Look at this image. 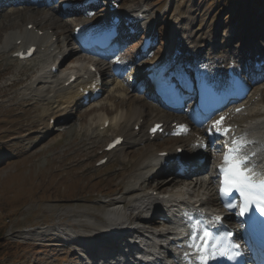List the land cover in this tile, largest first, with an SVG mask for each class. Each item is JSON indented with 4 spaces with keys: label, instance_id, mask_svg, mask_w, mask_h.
<instances>
[{
    "label": "rangeland",
    "instance_id": "374dc122",
    "mask_svg": "<svg viewBox=\"0 0 264 264\" xmlns=\"http://www.w3.org/2000/svg\"><path fill=\"white\" fill-rule=\"evenodd\" d=\"M42 3H49L42 8L46 17L34 16V19L45 33L51 30L50 21H55V31L59 33V38L53 36L52 40L63 39L71 30L70 17H49L53 11L58 13L59 0H43ZM120 5L122 11L134 6L136 10L138 7L142 10L147 8L152 15L149 19H157L152 27L160 28L162 32L168 31L170 18L188 16L190 21L186 22H191L190 29L199 38L193 39L200 40L202 49H205L206 42H210V39L218 45L220 42L227 43L229 38L235 46H250L257 40H261V45H264V0H121ZM12 10L19 8H9L2 13L7 15ZM34 10H28L27 14ZM13 17L14 15H9V18L17 20ZM32 19L25 18L17 25L14 20L13 27L0 29V264H68L73 253L70 251L73 248H69L68 244L74 242L72 240L76 237L68 238L65 232H73L70 229L73 219H85L81 214L83 210L99 212L103 203H109L112 198L122 194L124 181L132 167L131 162L121 164V159L122 154L130 148L129 145H123L124 150L121 147L107 154V161L103 166L95 165L104 142L111 135L119 133L113 129L102 132L98 130L97 124H91L92 120L98 119L99 111L100 114L105 112L110 116L122 108L123 101L113 92L117 80L109 77H105L103 81L98 101L100 106L97 102L93 105L98 104L100 108L97 106L94 109L79 110L74 106L69 113L70 119L68 118L72 120L69 125L71 130L64 128V131L60 127L57 129L62 124V119L55 120V123L49 121V132L44 134L46 138L36 144L41 140L45 130L42 127L46 125V119L55 105L46 104L49 110L43 116L44 105L35 103V99L25 98V81L9 85L13 80H25L27 73L19 74L20 68L33 71L38 65L35 57L25 64L10 57L16 40L22 41L19 46L26 45L31 39L38 45V39L42 37H30V29L26 27L27 24H32L29 23ZM47 19L49 22L45 21ZM6 20L7 18L3 19V23ZM46 38L47 36L43 39ZM132 51L135 50L132 48ZM83 65H86L83 58L68 62L63 68L60 67L61 73L69 67L82 68ZM131 72L134 74L130 71L118 78L126 88L125 101L129 103L133 100L134 105H147L151 111L154 108L150 104V98H147L148 93L138 95L140 87L134 85ZM259 89L261 91L253 99L258 96L264 99V84ZM89 126H94L93 131L100 132L91 133ZM68 142L71 146L66 144ZM168 142H174V139ZM207 165L205 172L209 173L210 167ZM211 193L214 197L213 191ZM103 196L112 198L106 201L102 200Z\"/></svg>",
    "mask_w": 264,
    "mask_h": 264
},
{
    "label": "bare ground",
    "instance_id": "6f19581e",
    "mask_svg": "<svg viewBox=\"0 0 264 264\" xmlns=\"http://www.w3.org/2000/svg\"><path fill=\"white\" fill-rule=\"evenodd\" d=\"M28 10L30 9H25L24 7V9L12 10L9 14L7 13V15L5 13H0V29L9 28L10 26L13 27L14 20L16 19L9 18V15H14L13 18H17L16 25L21 24L25 18L32 19L33 17V21H30V23H32L33 26L35 25L36 28L38 27L37 29H43L39 26V22L34 19V16L45 18L46 15L42 12L44 10L35 9L32 13L27 14ZM125 13L128 14L127 17L130 16L132 22L135 23L144 21L149 15L146 10L141 11L140 9L136 10L134 8L128 9ZM51 16L54 19L55 17H58L59 14L53 11L52 15L49 17ZM98 17H95L94 19L98 20ZM6 18V23H3V19ZM48 19L45 21L49 22ZM187 21H189V18ZM78 24L79 23H75L73 26ZM190 24V22H186L185 16L174 17L170 20L172 30H170L171 32L168 41L171 44L165 47L164 55L161 57V59H165L162 66H170L176 63L183 64L184 58H188L195 64L205 66L208 69V72L216 77L218 75L223 76L225 68L232 63H236L237 65L241 64L238 69L245 70L249 60L246 56H243V52L245 51L241 45L235 46L229 41V38L227 43L220 42V45L224 46L223 48L218 46V44L207 42L209 43V48L207 51H203L201 43H199L200 41L198 39H193L194 33L190 29ZM49 25L50 29L52 31L54 30V32H52L51 36H47L45 43L43 44V50H40V46H42L40 45L37 47L38 51L35 52L37 54L36 57L39 60V68L35 67L37 69L33 71L20 68L18 71L19 74L27 73L26 77L24 76L25 80L12 82V84L26 82L24 84L25 98L35 99V103H41L44 105V110L42 112L43 116L46 115L49 110V108L46 107V103L43 102L44 100L56 104L57 110L53 111L52 114L50 113L51 115L46 119V125L42 127L45 131L48 130V121L51 118L55 120L59 118H67L68 112L71 111L72 107L78 102V98L80 97L77 88L80 85L85 86L86 84H89L92 79V77L89 80L84 79L85 76L88 75L84 66L83 70L68 71L65 75H63V73L55 75L50 72V67L52 65L57 66L59 64L61 66L63 64L62 66H65L67 61H70L69 63H71V61L75 62L77 57L72 56L69 58V53L73 52V47L71 46L72 35L66 33L61 41L56 40L53 42L54 39L53 41H50L54 34L59 35V33L55 31V21H50ZM178 50H180L181 54L175 56L176 58L174 60H171V56ZM247 52L252 55L250 63H253L254 61L259 62L264 57V49H260L258 46ZM66 53L68 54L65 55ZM256 54H259L258 58H256ZM165 56L168 57L165 58ZM151 69H154L152 65ZM71 73L77 75V77L71 84L65 86L64 82L69 79ZM133 73H135L136 76L137 73L135 71H133ZM60 79L61 81L59 84ZM258 91L259 89L243 102L234 106L238 107L244 105L245 107L242 110L238 112H234L233 108L224 110L223 113L226 115V118L223 122L224 124L235 125L237 133L241 135L242 140L247 144L248 150L254 154L253 162L256 165V170L261 172L264 171V163H261V161L264 160V99L256 97L257 100L251 102V99L257 95ZM113 92L116 93L115 95L119 97L120 101H123L121 103L122 108L120 110L118 108L119 111L115 112V114L110 117L105 112L102 114L99 113L100 111L98 113L96 112L99 114L98 119L95 121L92 120L91 124L95 123L98 127L103 125L104 121L109 120L108 127L114 126L115 130H119V135H122L124 138L121 145H130V150L123 151L124 153L122 154L121 164H123V162H131L132 170L124 181L123 192L119 197L112 198V201H109V203L107 202L108 204L103 203L101 207L102 210L99 212H87L86 210H83L81 214L85 219H73V222L70 225V229L73 232H65V235L68 238L76 237L77 239L82 240V244L86 243L92 245L91 247H93V249L99 247V249L102 248L103 250L106 248L105 246L107 243L110 242V238L113 239V236H123L133 233L136 234L137 238L133 240L134 243L140 242L141 240L138 238L143 237L145 242L144 248L149 252L148 255L152 254V256L160 258L162 250H172L173 241L179 242V238L183 235V229L176 211L189 204L194 205L196 203L199 204V208L208 210L216 204V200L211 193L213 188L212 173H206L204 175L198 173L192 176V178L190 177L189 180H178L176 177L175 179L161 183L155 182L154 179H151L150 175L154 177L161 173L158 153L161 151H170L173 153L177 147H181L183 149V155L192 161V158H190L191 156H194L196 159L205 157V160H208L212 157L213 152L208 149L200 150V146L206 142V138L202 131L196 133L188 132L184 139L178 141L175 140L173 143L159 147L158 143L155 142L156 139L167 141L169 137L164 138L163 133H161L155 134V136L151 138L147 129L154 122H162L165 131H168L170 130V120L173 117L158 110L157 107L154 106V109L150 111L148 110L147 105L139 103L134 105L133 100L129 103L126 102V88L118 80L115 81ZM98 104L92 106V108L94 109ZM99 106L98 108H100ZM177 118L186 120L185 115H178ZM69 123H67V125ZM136 125L138 126L137 128H135ZM91 126H89V128L92 129L94 126ZM64 128L67 131L71 130V128L67 126ZM92 130L91 132H94ZM151 141H154L155 143H151ZM141 143L143 146L139 147ZM196 143H199V146H195ZM117 148L119 147H116L113 150H116ZM186 151H194V153L188 155L186 154ZM193 165H195V163ZM159 212H163L167 217L171 218V221L164 225H151L148 222V219L152 214L155 215ZM159 222L161 221H158L157 223ZM76 226L77 228H75ZM62 230L64 232V229ZM87 236H90L93 239L87 238ZM68 247L77 248L78 250H73L72 252L77 256L79 253L80 264H87L84 263L85 258H82L84 255L82 247H79L74 242H70ZM109 250H111V248H109ZM176 258H173V260H176ZM76 260L77 259H75V261Z\"/></svg>",
    "mask_w": 264,
    "mask_h": 264
},
{
    "label": "snow or ice",
    "instance_id": "6c2138e0",
    "mask_svg": "<svg viewBox=\"0 0 264 264\" xmlns=\"http://www.w3.org/2000/svg\"><path fill=\"white\" fill-rule=\"evenodd\" d=\"M225 117L221 116L219 120L213 122V128L218 132L227 134L228 129L223 128V121ZM159 126L157 125V128ZM183 131H187L181 126ZM156 131V128H153ZM245 141L233 139L231 146L227 147L224 152L223 161L219 166L220 173V194L221 196L230 195L233 191L239 194L241 204L239 205L240 215H244L250 208L255 205L261 215H264V172H258L256 165L251 163L248 155L244 154L242 149ZM254 155V154H253ZM237 205L227 204L226 207L233 208ZM215 221H220L221 217L214 218ZM193 233L196 232V225L191 226ZM232 236L231 232L225 233V238ZM197 236L193 234V243L190 245L201 251L199 256L200 264H207L208 259H215L216 253L212 252L210 255H204L203 252L207 249V242L213 239L212 233L207 228L201 230L199 239L201 244L196 243ZM223 238L217 239V244H220ZM215 247V245H213ZM239 248V244H232L230 241L220 250L221 256H227L228 259H235L236 254H229L231 248Z\"/></svg>",
    "mask_w": 264,
    "mask_h": 264
}]
</instances>
